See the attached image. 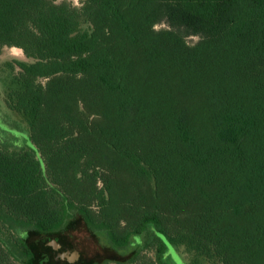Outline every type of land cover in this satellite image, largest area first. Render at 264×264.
Instances as JSON below:
<instances>
[{
    "label": "trees",
    "instance_id": "16d2710c",
    "mask_svg": "<svg viewBox=\"0 0 264 264\" xmlns=\"http://www.w3.org/2000/svg\"><path fill=\"white\" fill-rule=\"evenodd\" d=\"M6 47L0 264H264V0H0Z\"/></svg>",
    "mask_w": 264,
    "mask_h": 264
},
{
    "label": "rangeland",
    "instance_id": "374dc122",
    "mask_svg": "<svg viewBox=\"0 0 264 264\" xmlns=\"http://www.w3.org/2000/svg\"><path fill=\"white\" fill-rule=\"evenodd\" d=\"M63 2H66V3H69L75 7H79L81 6V3H82V0H56V3L57 4H60V3H63ZM166 26L164 24L162 25H159L157 26L158 29H161V28H165ZM198 41L197 38H190L188 39V42L189 43H196ZM16 60H19V61H24L26 60V57L23 53V51L21 49H18V48H4L1 53H0V108L2 107V96H3V82H2V76H1V73H2V70L4 69V66L6 63H9V62H14ZM18 71V70H17ZM42 83H45L44 80H41ZM0 121L2 123L5 124V121L1 118L0 116ZM7 125V124H5ZM13 125V124H12ZM8 126V125H7ZM9 127V126H8ZM15 127V125H14ZM10 129H13L11 127H9ZM15 130V132H11V131H6V133H1V136L4 138V139H7V140H13L15 139L16 141H19L20 143H23V140H25V136H22L21 134H19L17 132V129H13ZM76 237H77V241L80 243H82L83 245H90L89 243V240H90V237L89 235H87L84 231L82 232H79L76 234ZM79 239V240H78ZM177 264H182L180 263V261H176Z\"/></svg>",
    "mask_w": 264,
    "mask_h": 264
},
{
    "label": "water",
    "instance_id": "95a60500",
    "mask_svg": "<svg viewBox=\"0 0 264 264\" xmlns=\"http://www.w3.org/2000/svg\"><path fill=\"white\" fill-rule=\"evenodd\" d=\"M0 129L3 131H11L15 132V130L10 129L7 125L0 121ZM45 253L49 255L51 258V264H89V262H85L82 257L77 255H73L71 257L65 256L63 253H59L58 255L54 254V249L49 248L45 250Z\"/></svg>",
    "mask_w": 264,
    "mask_h": 264
},
{
    "label": "flooded vegetation",
    "instance_id": "af4514ba",
    "mask_svg": "<svg viewBox=\"0 0 264 264\" xmlns=\"http://www.w3.org/2000/svg\"><path fill=\"white\" fill-rule=\"evenodd\" d=\"M0 116H1V118H2V113H1V111H0ZM3 119V118H2ZM5 124H7L9 127H11L12 128V124H10V123H8V122H5ZM89 237H90V240H89V242L90 243H92V245L94 244L95 245V243H94V241H95V236H93V235H89ZM51 248H53L54 249V254L55 255H58L59 253H63L65 256H67V257H71V256H73V255H77V256H79V257H82L79 253H77V252H75L74 253V251H70V252H72V253H70V255H67V254H65V251H62V250H60V249H55L54 247H51ZM96 250H97V247H96ZM96 250H95V252H96ZM122 253H125V252H123V250H122ZM83 258V257H82ZM83 260H84V258H83ZM86 262V261H85Z\"/></svg>",
    "mask_w": 264,
    "mask_h": 264
}]
</instances>
